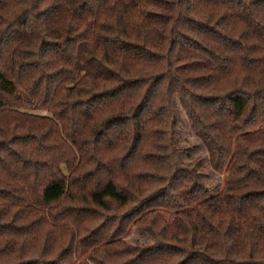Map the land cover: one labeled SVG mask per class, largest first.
I'll list each match as a JSON object with an SVG mask.
<instances>
[{"label":"trees","instance_id":"obj_1","mask_svg":"<svg viewBox=\"0 0 264 264\" xmlns=\"http://www.w3.org/2000/svg\"><path fill=\"white\" fill-rule=\"evenodd\" d=\"M0 264H264V0H0Z\"/></svg>","mask_w":264,"mask_h":264},{"label":"rangeland","instance_id":"obj_2","mask_svg":"<svg viewBox=\"0 0 264 264\" xmlns=\"http://www.w3.org/2000/svg\"><path fill=\"white\" fill-rule=\"evenodd\" d=\"M185 125L182 128L181 136H180V142L187 151L184 152L183 157L185 159H194L196 157L202 158V169H203V179H205L210 186H215L218 189H221L224 184V179L222 175H219L215 172H213L210 169V164L208 162V153L207 148L204 146L202 141L191 131L187 118H184ZM60 196L64 198L67 201H85L90 198V195L87 196L82 193H78L71 187H67V190L65 193H62L61 189L59 187L54 188L51 193H49V196ZM129 240L132 242H139L144 243L148 241V239L140 234L137 231H133L132 235L129 237Z\"/></svg>","mask_w":264,"mask_h":264}]
</instances>
